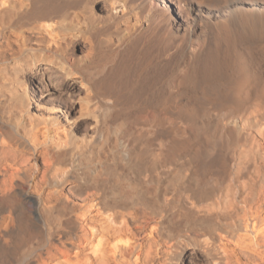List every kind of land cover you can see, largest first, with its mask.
Segmentation results:
<instances>
[{
	"label": "bare ground",
	"instance_id": "bare-ground-1",
	"mask_svg": "<svg viewBox=\"0 0 264 264\" xmlns=\"http://www.w3.org/2000/svg\"><path fill=\"white\" fill-rule=\"evenodd\" d=\"M191 1L0 0V264H264V0Z\"/></svg>",
	"mask_w": 264,
	"mask_h": 264
},
{
	"label": "rangeland",
	"instance_id": "rangeland-1",
	"mask_svg": "<svg viewBox=\"0 0 264 264\" xmlns=\"http://www.w3.org/2000/svg\"><path fill=\"white\" fill-rule=\"evenodd\" d=\"M184 1L190 2L191 0H184ZM194 2L197 3V0H196V1H195V0H192V1H191V3L196 4V3H194ZM95 6H96L95 9H97L98 6H99V3H95ZM99 10H100V9H97V11H99ZM208 32H211L212 34H210V33L208 34ZM208 32L204 33L203 30H202V28L199 27L198 29H196V31H195L192 35H188V36H187V39L185 38V40H188L189 42H190V41H191V42H195V41L198 39V37H201V36H202V37H205V36H206L207 39H208V37H210L208 41L210 42L211 45L214 46L215 43H213V41L216 42L215 39H216V37H217V35H216V34H217V33H216V30H215L214 28H211L210 31H208ZM213 32H214V33H213ZM201 34H202V35H201ZM209 35H210V36H209ZM189 36H190L191 39H189ZM211 36H212V37H211ZM194 37H195V38H194ZM213 37H214V38H213ZM211 39H213L212 42L210 41ZM185 40H184V41H185ZM185 42H186V41H185ZM185 42H184V44H188V43H189V42H186V43H185ZM85 47L87 48V47H88V44H86ZM184 47H185V45H183V48H182V49H186V47H185V48H184ZM222 48H223V49H222V51H223V50L225 49V47L222 46ZM240 50L243 51V52H247V53H248L249 51H252V50H253L252 52L257 53V52H255V51H258L259 49H258V47H256V46L254 47V46H253L252 48H251V47H249V48H247V47H245V48L242 47V48H240ZM182 52H183L184 55H185L186 50H183ZM182 52H181V56H182V58H183V57H184V58H183V59L181 58V59H180V62H183L182 64H184V62H185V60H186L187 57H186V55L183 56V55H182V54H183ZM184 59H185V60H184ZM146 106H147L146 104H144V105L142 104V105H140V106H135V109H139V108H142V107L144 108V107H146Z\"/></svg>",
	"mask_w": 264,
	"mask_h": 264
}]
</instances>
